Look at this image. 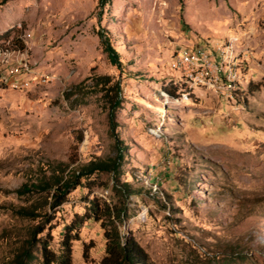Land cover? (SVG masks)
<instances>
[{
	"label": "rangeland",
	"instance_id": "obj_1",
	"mask_svg": "<svg viewBox=\"0 0 264 264\" xmlns=\"http://www.w3.org/2000/svg\"><path fill=\"white\" fill-rule=\"evenodd\" d=\"M192 47L230 51L234 91L184 83L175 56ZM0 50V264L36 225L12 213L16 190L48 164L119 156L134 193L113 173L84 181L52 224L54 252L100 200L125 210L120 230L152 264H264V0H7ZM72 238L73 264L101 263V223Z\"/></svg>",
	"mask_w": 264,
	"mask_h": 264
},
{
	"label": "trees",
	"instance_id": "obj_2",
	"mask_svg": "<svg viewBox=\"0 0 264 264\" xmlns=\"http://www.w3.org/2000/svg\"><path fill=\"white\" fill-rule=\"evenodd\" d=\"M7 0H0V7ZM11 32L6 34L9 37ZM110 61L113 65L121 67L118 53L108 44L106 46ZM170 95L175 93L168 92ZM120 104L116 103V107ZM121 159L94 160L85 165L74 166L68 172L71 163L60 162L48 164L49 175H42L33 181L26 182L18 190L17 196L25 201L22 206H12V213L25 221L36 222L28 228V238L16 250L14 264H31L35 261V252L40 251L42 264H73L72 260V233L77 224L86 219H94L101 223L106 239V253L100 264H152L149 255L132 236L123 235L120 226L127 218L125 210L118 205L102 203L100 200L91 202V213L77 216L70 226L66 227L63 250L60 254L51 248L52 224L56 219L58 210L68 202L71 193L88 181L97 173H113L119 187H115L123 196H131L134 192L129 183L121 184L118 180ZM39 198L34 200V197ZM77 237V236H75Z\"/></svg>",
	"mask_w": 264,
	"mask_h": 264
},
{
	"label": "built area",
	"instance_id": "obj_3",
	"mask_svg": "<svg viewBox=\"0 0 264 264\" xmlns=\"http://www.w3.org/2000/svg\"><path fill=\"white\" fill-rule=\"evenodd\" d=\"M8 52L0 50V67L10 63L12 55ZM174 65L182 72L184 83L191 88H202L223 95L226 91H234L239 82L235 71L238 64L229 50L221 54L203 47L181 49L175 56Z\"/></svg>",
	"mask_w": 264,
	"mask_h": 264
}]
</instances>
